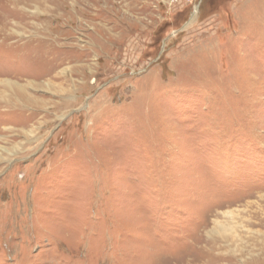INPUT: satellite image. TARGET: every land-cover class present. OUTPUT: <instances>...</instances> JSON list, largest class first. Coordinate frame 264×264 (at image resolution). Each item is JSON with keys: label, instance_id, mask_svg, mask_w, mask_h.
<instances>
[{"label": "rangeland", "instance_id": "374dc122", "mask_svg": "<svg viewBox=\"0 0 264 264\" xmlns=\"http://www.w3.org/2000/svg\"><path fill=\"white\" fill-rule=\"evenodd\" d=\"M180 5L0 0V264H264V0Z\"/></svg>", "mask_w": 264, "mask_h": 264}, {"label": "built area", "instance_id": "2783aa9c", "mask_svg": "<svg viewBox=\"0 0 264 264\" xmlns=\"http://www.w3.org/2000/svg\"><path fill=\"white\" fill-rule=\"evenodd\" d=\"M171 4L178 5V4H189L192 0H168ZM180 5V6H181Z\"/></svg>", "mask_w": 264, "mask_h": 264}, {"label": "bare ground", "instance_id": "6f19581e", "mask_svg": "<svg viewBox=\"0 0 264 264\" xmlns=\"http://www.w3.org/2000/svg\"><path fill=\"white\" fill-rule=\"evenodd\" d=\"M227 226H228V231H229V233L231 234L234 228H233V227H230L229 225H227ZM224 228H225V227H224ZM224 228H223V227L220 228L222 233L225 232V229H226V228H225V229H224Z\"/></svg>", "mask_w": 264, "mask_h": 264}]
</instances>
